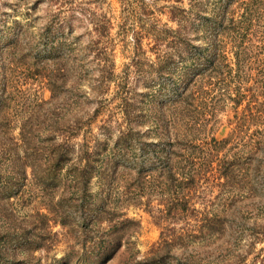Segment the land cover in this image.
<instances>
[{"label": "trees", "instance_id": "trees-1", "mask_svg": "<svg viewBox=\"0 0 264 264\" xmlns=\"http://www.w3.org/2000/svg\"><path fill=\"white\" fill-rule=\"evenodd\" d=\"M207 1L208 12L202 11V0H189L187 9L174 6L170 18L177 20L176 28L149 29L156 59L134 70L144 90L133 93L128 76L121 77L116 84L122 115L118 132L114 134L110 118H104L97 125L102 137L91 130L98 108L88 114L87 107L115 73L111 67L101 68L90 78V93L75 91L82 78L71 73L69 62L76 42L72 40H77L73 13L61 16L60 8L36 34L28 23L2 31L0 159L8 160L11 173L0 185V218L5 220L0 226V264H42L34 253L51 249L56 224L82 248L74 258L67 254L62 263L93 264L136 230L127 227L136 223L126 215L130 205L153 213L162 229L160 242L165 246L174 240L185 253L193 241L189 238L197 237V227L218 233L226 242L246 235L251 244L254 235H264V221L263 226L254 222L249 232L239 230L242 216L231 201L223 212L205 210L202 183L211 178L221 186L244 182L248 197L264 202V43L239 32L230 16L234 0ZM89 19V33L100 38L107 25ZM196 20L197 44H190L184 33ZM97 46L96 40L90 51ZM13 49L26 51L38 62L51 59L53 65L47 76L51 96L21 118L18 139L8 133L11 93L3 60V52ZM184 51L191 62L174 75L170 57L176 53L182 59ZM252 78L254 84L247 85ZM70 94L80 100L76 110L66 113ZM243 102L231 133L218 139L216 113L228 103L237 112ZM28 174L41 188L46 212L36 210L19 220L8 200Z\"/></svg>", "mask_w": 264, "mask_h": 264}, {"label": "rangeland", "instance_id": "rangeland-1", "mask_svg": "<svg viewBox=\"0 0 264 264\" xmlns=\"http://www.w3.org/2000/svg\"><path fill=\"white\" fill-rule=\"evenodd\" d=\"M202 2L207 6L202 11L208 12L209 1L202 0ZM174 6L187 9L190 2L189 0H58L54 3L52 0H0V35L2 31L10 32L16 25L25 23L31 25L30 31L36 34L37 28L48 22L53 17V13H58L60 8L63 9L60 12L61 16L73 13L72 34L77 40H72L76 42H72L75 49L71 52L69 62L72 64L71 73L82 78L75 91L79 94L80 91L90 93L92 86L90 78L99 74L101 68L108 70L111 67L115 73L105 91L95 97L87 107L88 114H92L98 108L96 118L92 120L91 130L102 137L97 125L104 118H110L114 134L118 132L117 120L120 121L122 115L119 110L120 94L117 92L116 84L120 82L121 77L128 76L126 84L132 88L133 93L138 94L144 90L143 79L136 77L134 70L137 66L146 68L149 62L156 59L157 52L152 48L153 41L149 29L177 27V20L170 18ZM70 8L73 9L72 12L69 11ZM229 8L230 16H233L234 22L238 23L236 27L238 26L239 32L252 37L254 43L258 40H263L264 43V0H234ZM91 16L98 19L101 24L107 25L100 38H96L94 32L89 33L93 28L89 19ZM196 30L197 20L191 27L189 25L184 33L186 42L197 44ZM96 40L97 50L91 47L90 51V46ZM77 44L89 48L81 49ZM163 48L169 49V46ZM8 51L3 52L4 71L9 80L11 93L8 112L12 122L8 133L18 139L21 118L30 112V108L36 102L47 100L51 96L47 76L51 74L53 65L51 59L38 62L26 51L25 54L19 49ZM181 56L184 58L181 59L176 53L170 57L169 67L175 71L174 75L191 62L190 55L185 51ZM74 67H77L76 70ZM253 84L254 78L247 83V85ZM70 96L71 94L66 113L76 110L77 102L80 100L76 94ZM244 103L238 106L237 112L233 110L232 104L228 103L224 110L216 113L218 121L214 135L218 139L231 133L235 126L233 117L240 115ZM10 171L8 160L0 159V185L6 181V176H10ZM211 179L202 183L204 186L202 195L207 206L205 210L213 214L223 212L227 208V203L231 201L232 208L236 207L242 216L239 230L249 232L254 222L257 226H263L264 202L258 198L253 200L249 198L244 182L221 186ZM19 187V192L8 200L19 220L34 214L36 210L46 212L41 188L34 183L30 174L25 184ZM126 211L127 217L136 222L128 224L127 227L132 229L135 226L136 230L131 232L127 240H122L118 249L113 251L110 247L107 255L93 264H264L262 234L254 235L257 239L251 244L250 237L239 236L241 232L237 235L239 236L237 239L226 238L228 241L226 242L219 240L218 233L209 230L201 232L197 227V237L189 238L193 241H189V248L185 253L182 246L176 241L173 242L174 240L165 246L160 242L162 229L153 213L143 207L132 205L128 206ZM4 224L5 220L0 218V226ZM179 225L180 223L176 225L177 229ZM52 227L53 231H57L56 242L51 249H40L34 254L41 257L42 264H63V257L70 254L74 258L76 252L82 251L80 250L82 248L73 243V238L65 234L59 224ZM152 256L154 257L150 258Z\"/></svg>", "mask_w": 264, "mask_h": 264}]
</instances>
